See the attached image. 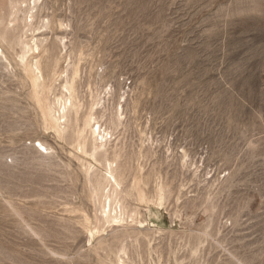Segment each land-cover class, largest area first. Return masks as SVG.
<instances>
[{"label": "rangeland", "instance_id": "obj_1", "mask_svg": "<svg viewBox=\"0 0 264 264\" xmlns=\"http://www.w3.org/2000/svg\"><path fill=\"white\" fill-rule=\"evenodd\" d=\"M0 26V264H264V0H0Z\"/></svg>", "mask_w": 264, "mask_h": 264}, {"label": "bare ground", "instance_id": "obj_2", "mask_svg": "<svg viewBox=\"0 0 264 264\" xmlns=\"http://www.w3.org/2000/svg\"><path fill=\"white\" fill-rule=\"evenodd\" d=\"M35 1L37 2L38 0H35ZM32 17L33 16H31V18ZM8 24L10 25V23H8ZM34 35L31 38V40H29V41H25L24 38H22L20 36L18 37L17 43H18V45L23 46V49H25L24 58H26V59L28 57H31L32 55L35 56V54L38 53L40 50V42H39L40 40L37 38V36L35 37ZM30 41H31V43H33V45H31ZM2 59L5 61V63L10 64V60L6 56L3 55V51H1V54H0V62L2 61ZM37 70H39V69L37 68ZM37 81H38L37 78H35V82H37ZM63 88L66 89L67 92H69V89L67 87H63ZM72 108H73L72 99L70 97H68L66 94H64L63 91H61V94L58 97H56V99L54 101V109H53V111H51V114L53 117L52 120H53V122L57 128H61L62 126H65L67 124V118H68L70 112L72 111ZM108 139H109L108 133L106 132L102 135V140L104 141L103 143L108 144L109 143ZM40 146L45 147L43 144H40ZM110 165H111V163H110ZM111 178L113 179L114 184L110 183L111 188H110V191L107 195V200H110V202L108 204L109 209H110L109 210L110 213H112V206H113L111 198L115 194H117L118 189H120V184L117 181L116 177L113 174H111Z\"/></svg>", "mask_w": 264, "mask_h": 264}]
</instances>
